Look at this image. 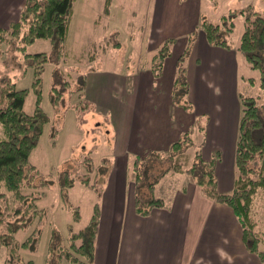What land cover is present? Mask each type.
Returning <instances> with one entry per match:
<instances>
[{"label": "crops", "instance_id": "crops-1", "mask_svg": "<svg viewBox=\"0 0 264 264\" xmlns=\"http://www.w3.org/2000/svg\"><path fill=\"white\" fill-rule=\"evenodd\" d=\"M182 1L188 10L183 17L177 14L173 23L167 22L170 0H162L158 3L162 10L157 8L145 29V46L151 51L166 37H176L160 77L153 74L152 63L141 69L140 63L122 62L123 71L100 66L86 74L85 97L97 104L108 118L105 129L109 127L103 158L110 168L99 201L95 264H261L247 248L234 210L207 197L187 173H167L160 179L155 194L164 199V206L148 215L135 210V158L169 151L188 130L200 133L205 161L221 154L216 164L219 191L234 188L244 57L239 44L224 47L209 42L200 25L201 0ZM0 4V26L9 27L18 19L24 0H0ZM192 34L187 57L192 107L186 108L173 101L172 90L178 59Z\"/></svg>", "mask_w": 264, "mask_h": 264}, {"label": "trees", "instance_id": "trees-1", "mask_svg": "<svg viewBox=\"0 0 264 264\" xmlns=\"http://www.w3.org/2000/svg\"><path fill=\"white\" fill-rule=\"evenodd\" d=\"M75 2L76 0H24L18 19L12 21L9 27L0 26V54L5 52V43L23 53L26 66L34 69L32 89L37 95L34 112L29 113L24 105L30 88L18 87L11 78H3L0 83V124L4 132V135L0 136V251L6 249L5 264H37L32 258L25 259L21 251H39L46 209L39 207L37 200L42 196L43 187L56 184L57 181L64 205L72 211L73 219L80 221L82 217L80 206L72 203L69 198L70 189L75 186L77 180L73 174L64 170L58 174L57 179L45 177L37 184L33 180L40 177V173L30 161L31 153L39 144L45 125L51 122V117L41 105L46 64L52 61L60 65L68 55L67 40ZM111 5L112 0L105 1L106 13H109ZM238 15L245 18L238 49L246 63L259 70L258 84L261 93L258 96L239 93L241 115L234 159L233 190L229 193L219 191L216 164L221 154L216 152L211 160L205 161L201 148H197L192 137V131L188 130L172 144L169 151L153 152L145 157L135 158L132 167L135 210L140 215H148L154 208L164 206V199L155 194V187L160 179L167 173H187L207 197L234 210L242 224L247 248L256 253L261 264H264V249L260 247L263 237L257 230L258 222L253 216L256 195L259 191H264V13L251 7L239 11L231 9L221 16L219 23L204 19L200 25L211 44L230 47L228 35L233 32ZM39 38L51 41V55L47 52L27 51ZM194 38V34L189 37V42L178 59L172 90L173 101L186 108L192 107L189 100L187 57ZM175 39L173 36L166 37L154 53L152 71L155 77L163 74L165 60L171 55ZM55 73L57 79L52 87L51 100L58 109L68 82L61 78L59 70H55ZM248 80L252 84L257 81L254 77H249ZM79 81V90L85 97L86 75H80ZM190 147L195 149L192 154L188 153ZM91 152L84 157L87 170L81 182L86 187L99 190L105 183L110 165L106 158L96 164ZM164 157L170 158L168 166L157 174H152L154 162L156 164ZM148 160L154 162L149 165ZM32 186L33 191H25ZM100 219V202L96 201L89 222L78 231L69 230L67 237H64L53 227L45 264H62L64 259L73 264H95ZM34 224V229L26 239L19 241L16 236L18 231Z\"/></svg>", "mask_w": 264, "mask_h": 264}, {"label": "rangeland", "instance_id": "rangeland-1", "mask_svg": "<svg viewBox=\"0 0 264 264\" xmlns=\"http://www.w3.org/2000/svg\"><path fill=\"white\" fill-rule=\"evenodd\" d=\"M105 1L76 0L67 40L68 55L63 58L60 65L49 61L43 75L41 105L51 117V122L45 125L39 144L30 156L31 163L40 173L37 181L33 180V182L38 184L45 177L57 179L61 171L69 170L77 179L75 186L69 192V198L72 203L80 206L82 217L80 221L73 219L72 211L64 205L57 181L56 184L41 189L43 193L37 200V204L46 209V217L42 225L40 248L37 253L21 251L25 259L32 258L37 264L45 263L52 228L56 227L64 237H67L69 230L78 231L89 222L94 204L100 201L102 196L101 188L94 190L86 187L82 184L81 178L87 170L84 166V157L89 154L88 146L93 149L91 157L96 164L106 157L104 154L108 152L109 143L106 133L109 127L105 129V126L107 127L106 119L108 118L99 110L96 103L90 104L79 90L80 75H86L100 66L102 69L123 71L122 62L129 65L140 63L139 67L144 69L152 63V57L158 50H149L144 40L147 39L145 36L147 24L153 19L162 0H112L109 13L105 12ZM182 2L186 3V0ZM1 6L2 4H0V10ZM250 7L264 13V0H201L200 19L201 22L208 19L219 23L221 16L229 10L239 11ZM165 13L168 15L167 22L173 23L177 19L174 16L178 14L183 17L188 13L187 4H180L179 0H170ZM164 22L166 24V21ZM235 23L233 32L228 35V40L231 44L238 45L244 31V16L238 15ZM169 31L175 34L171 27ZM3 48L5 52L0 54V83L3 78H11L18 87L30 88L24 107L27 112L32 113L37 100V95L32 89L34 69L26 66L21 51L11 48L6 43ZM27 51L29 53L47 52L51 55L52 43L49 39L39 38L28 47ZM55 70H59L61 78H65L68 82L58 109L51 100L52 87L57 79ZM240 73L243 74L244 79H241L239 83V91L246 95L258 96L261 93L258 84L259 70L253 69L244 59L240 65ZM249 77L256 78V83H250ZM85 105L86 108H84ZM2 135L4 132L0 124V136ZM192 137L197 148H201L202 140L196 129ZM194 151L195 149L190 147L188 153L192 154ZM152 162L154 160H148L149 165ZM168 162H170L168 157L157 161L156 164L154 162L152 167L155 168L151 170L152 174H157L167 167ZM142 172L145 173L143 168ZM149 177L152 178V176ZM33 190V186L25 189L27 192ZM2 199L5 200V198ZM253 209V216L258 222L257 230L263 237L261 248L264 249V191H259L256 195ZM34 227L35 224L19 230L16 235L18 240L26 239ZM5 258L6 249L3 248L0 251V264L5 263ZM62 264L73 263L64 259Z\"/></svg>", "mask_w": 264, "mask_h": 264}]
</instances>
